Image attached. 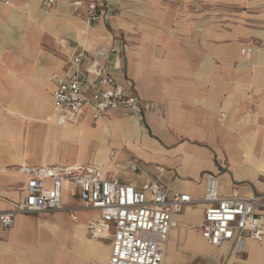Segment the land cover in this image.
I'll use <instances>...</instances> for the list:
<instances>
[{"label": "crops", "instance_id": "0c3cea01", "mask_svg": "<svg viewBox=\"0 0 264 264\" xmlns=\"http://www.w3.org/2000/svg\"><path fill=\"white\" fill-rule=\"evenodd\" d=\"M74 1L45 15L42 0H0V213L25 198L19 166L93 165L141 186L146 177L122 168L132 160L171 193L201 199L214 174L221 196L264 194V0H96L102 17L88 46H111L119 84L164 109L96 121L87 111L59 126L50 77L67 76L85 43V9ZM62 203L74 212L18 214L5 231L0 221V264H107L111 242L104 255L87 242L97 212L82 220L74 186ZM205 210L198 203L176 217L165 264H264V244L248 240L242 255L231 242L209 245Z\"/></svg>", "mask_w": 264, "mask_h": 264}, {"label": "built area", "instance_id": "2783aa9c", "mask_svg": "<svg viewBox=\"0 0 264 264\" xmlns=\"http://www.w3.org/2000/svg\"><path fill=\"white\" fill-rule=\"evenodd\" d=\"M57 5V0H42L41 11L49 15ZM74 7L77 13L85 9V43L71 60L67 76L50 77L55 86L56 124L65 126L87 111L96 121L111 110H125L138 119L147 110H163L161 104L144 102L119 84L109 66L111 46H88L91 29L101 20L102 6L96 0H76ZM242 54L250 56L251 49H243ZM86 61L88 68L84 67ZM114 154L111 152V159ZM122 168L146 177L145 182L137 186L108 179L93 165L19 166L18 172L27 177L25 198L12 210L0 213L3 230L13 226L18 214L74 212L62 203L63 189L69 185L79 189L78 210L97 212L87 231L91 239L111 242L107 264H164L171 232L178 226L176 217L198 203L206 205L201 234L209 245L220 247L231 242L233 252L242 255L248 240L264 244V194L221 196L219 177L209 174L205 195L198 199L167 191L136 161H127ZM71 218L76 221L78 217L71 214Z\"/></svg>", "mask_w": 264, "mask_h": 264}, {"label": "rangeland", "instance_id": "374dc122", "mask_svg": "<svg viewBox=\"0 0 264 264\" xmlns=\"http://www.w3.org/2000/svg\"><path fill=\"white\" fill-rule=\"evenodd\" d=\"M67 201L69 202V204L67 206H70L71 204H73L71 202L75 201V198H70L68 196V200ZM64 212H66V211H64ZM80 213H81L80 215H81V218H82L83 221L86 220L90 216V212L88 210H81ZM85 235H86V229H85ZM175 235L178 236V230H176ZM87 239H89L87 241L89 244H93V245H91L92 248H94L97 244H99V246H98V252H99V254L101 253L102 255H104L105 253H110V245H109L110 244V241L109 240L103 242V241H95V240H92L89 237H87ZM173 243H174V241L171 242V246L169 248V251H168L167 256L170 254V252L172 250V244ZM91 259L92 260H95V261H100L94 255L91 256ZM102 262H105V261H102Z\"/></svg>", "mask_w": 264, "mask_h": 264}, {"label": "bare ground", "instance_id": "6f19581e", "mask_svg": "<svg viewBox=\"0 0 264 264\" xmlns=\"http://www.w3.org/2000/svg\"><path fill=\"white\" fill-rule=\"evenodd\" d=\"M88 213V212H87ZM92 213H93V211H92ZM168 251V250H167ZM167 255V254H166ZM165 258H166V256H165ZM164 264H165V259H164Z\"/></svg>", "mask_w": 264, "mask_h": 264}]
</instances>
